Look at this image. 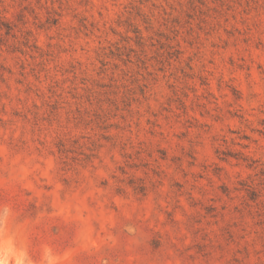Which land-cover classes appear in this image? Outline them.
I'll use <instances>...</instances> for the list:
<instances>
[{
  "label": "rangeland",
  "instance_id": "obj_1",
  "mask_svg": "<svg viewBox=\"0 0 264 264\" xmlns=\"http://www.w3.org/2000/svg\"><path fill=\"white\" fill-rule=\"evenodd\" d=\"M0 264H264V0H0Z\"/></svg>",
  "mask_w": 264,
  "mask_h": 264
}]
</instances>
